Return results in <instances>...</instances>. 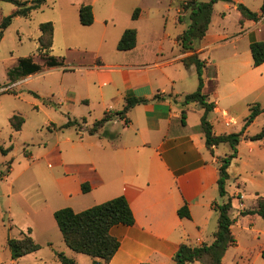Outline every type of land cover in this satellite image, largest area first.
<instances>
[{
	"label": "crops",
	"instance_id": "1",
	"mask_svg": "<svg viewBox=\"0 0 264 264\" xmlns=\"http://www.w3.org/2000/svg\"><path fill=\"white\" fill-rule=\"evenodd\" d=\"M156 1L121 0L126 2V16L131 10L139 9V17L134 21L136 23L150 20L152 15L159 13L155 9L158 6L154 4ZM183 1L176 7V24L183 23L188 17L181 6ZM97 2L101 3L102 19L96 12ZM116 2L94 0L92 3L78 4V13L81 5H92L95 19L86 31L96 34L100 43L109 31V23L115 25L117 22L120 10L116 8ZM262 3L253 11L260 12ZM240 4L252 11L246 0L218 2L214 5L209 29L202 40L194 43L195 52L183 51L178 41L186 29H178L172 35L165 32V27L163 34L158 35L155 32L157 30L151 28L141 35L142 25L127 22L119 29L118 35L121 38L126 29H135L137 44L130 51H121L125 58L122 63L106 64L96 54L91 65H79L77 69L66 64L62 66L65 72L77 71L84 81L83 96L77 99L82 100L86 108H91L92 101L96 100L98 113L93 114V109L87 110L86 115L80 118L86 119L85 125L81 129L70 127L77 130L78 138L68 136L61 142V145L66 146H56L45 152V158L51 161L48 163V172L42 173L39 164L34 167L32 175L41 177L37 181L41 191L39 196L27 198L24 196L25 187L17 185L19 178L29 172L31 165H26L18 173L16 168L9 167V178L3 176L9 182L8 186L1 183V187H5L2 197H6L8 203V207H1V231L5 228L3 212L9 216L11 214L12 219L13 200L16 199L25 209L27 218L21 235H25V230L42 248V244H52L50 239L42 241L37 237V228L41 234L55 230V225L58 227L54 219L57 210L69 207L81 212L124 196L129 202L135 223L111 228L110 234L119 241L120 246L114 257L104 264H174L173 257L182 244L198 247L213 242L219 218L216 206L230 199L233 207L231 231L236 244L225 253L223 264H227V257L233 248L240 249L238 235L233 231L235 226L240 225L242 230L256 233L254 243L261 241L264 230H257L255 224L257 219L262 218L257 214L242 215L246 210H254L258 198L264 197L256 192L247 207V195L241 189L244 180L254 176L233 175L230 172L231 162L227 195L221 197L219 168L227 155H220L218 148L228 144H221L209 151L200 128L204 110L194 103L184 107V97L195 92L198 87V76L196 67L187 69L183 59L196 53L206 66L204 92L208 95V102L215 105L209 120L216 135L240 132L250 107L259 104L264 108V63L254 67L250 49L253 42L264 41V17L259 21L241 22ZM219 5L221 7L216 11ZM230 12H233L232 27L227 25ZM98 82L102 87H109L107 90L100 87L97 96L93 85L96 87ZM155 95L162 98L137 105L123 118H115L97 133L89 134L88 129L106 113L121 111L128 97L153 98ZM69 101L73 103L75 99ZM184 109L185 124L182 122ZM243 116L246 117L239 129H231ZM105 130L117 137L109 139L101 136ZM245 134L246 131L237 153L241 143L248 140ZM257 142L264 143L249 139V145L252 146L250 152ZM243 164L248 166L245 162ZM257 170L255 174L261 173L262 168ZM231 179L235 181L232 190L228 185ZM39 180L44 182V188ZM83 186L87 187V191L83 190ZM184 206L189 209V219L181 218L178 214ZM244 219H247L250 228L244 226ZM11 230L1 235L0 264H15L19 260H5L4 253L7 251V241L11 238ZM263 249L264 244H254L243 251L247 254L253 250L261 256ZM236 258V254H232L230 264H239ZM187 264L204 263L196 261Z\"/></svg>",
	"mask_w": 264,
	"mask_h": 264
},
{
	"label": "rangeland",
	"instance_id": "2",
	"mask_svg": "<svg viewBox=\"0 0 264 264\" xmlns=\"http://www.w3.org/2000/svg\"><path fill=\"white\" fill-rule=\"evenodd\" d=\"M21 1L31 2L32 0ZM93 1L47 0L30 17H14L11 25L5 31L3 39L0 41V249L3 232L10 231L12 228L10 237L22 238L20 231L27 222L24 213L25 209L14 199L11 210L14 222L10 217L11 214L9 216V214L3 212L2 220L5 228L3 227L1 231V207H8L7 199L2 197V193L5 192V187L9 183L3 179V176L9 178V167L16 168L18 173L26 165H31L29 172L19 178L20 181L17 185L22 184L25 187L24 196L27 198L39 196L41 191L38 189L37 181L41 177L35 174L34 176L32 175L34 167L39 164L42 168V173L48 172V163H51V161L45 158V152L56 146H66L61 145V142L68 136L75 139L78 138L75 128L64 127L69 119H77L79 122L77 127L81 129L85 123L80 118L86 115L87 110L93 109V114L98 113V102L96 100L92 101L91 108H86L82 100L77 99L83 96L82 90L84 87V81H82L77 71L65 72L62 67L47 68L44 66L41 72L32 75L30 78L12 81L9 79L8 72L17 66L18 60L31 56L36 63L43 65L46 57L51 55L55 58L65 59L66 65L77 69L79 65H91L95 55L99 54L106 64H119L125 58L123 53L117 50V44L120 40L118 31L127 22L142 25L141 35L151 28L154 31L156 29L158 32H155L161 35L165 27L166 33L175 35L178 29H187L191 22L189 17L184 19L183 23L176 24L174 22L178 16L176 7L179 6L181 0L156 1L154 4H158V6L155 9L159 13L152 15L150 20H143L139 23L134 22L135 20L133 19V13L136 8L131 10L126 16V2L117 0L116 8L120 10L117 22L115 25L111 22L109 23V31L104 41L100 43L96 34L88 33L86 31L88 28L80 27L79 22V2L92 3ZM170 1L173 4L169 5ZM246 1L252 11L256 9L255 7L259 3H262V0ZM100 5L101 3H95L97 15L102 19L103 14ZM220 7L221 5L216 7V11ZM15 10L16 7L13 4L1 3L0 24L3 18L11 15ZM228 15L231 16L227 20V25L232 27L234 25L233 12L228 13ZM45 22H52L55 27L53 47L50 54L40 50L38 45V39L41 35L40 25ZM93 87L96 89L95 94L98 96V90L102 87L101 83L98 82L96 87L94 85ZM108 87L102 88L107 90ZM7 90L10 92H6ZM31 91L38 96L31 94ZM71 98L75 99L73 103L69 101ZM69 106L71 107L70 109L68 108ZM15 114L22 115L26 120L20 132L13 131L10 126L9 119ZM245 117L239 118L238 124H234L231 129H236L237 131ZM51 124L52 127H49ZM263 128L264 114L248 127L245 134V138L248 140L241 143L238 148L237 158L231 160L230 172L233 175H241L242 177L254 176V178H248L247 181L244 180L245 184L241 189L247 195V207L255 198L256 192L264 196V143L257 142L252 152H250L252 146L249 145V139L258 134ZM2 149L6 153H3ZM218 153L220 155L226 154L228 157L233 151L228 145H221L218 148ZM244 162L248 166H244ZM259 168H262V174H255ZM39 182L44 188V182L42 180H39ZM1 183L5 187H1ZM234 183V179H231L228 183L231 190L234 188ZM247 222V219H244V226L250 228ZM255 225L257 230H264L263 219H257ZM233 231L238 235L240 249L235 250L233 248L230 251L227 257V264L231 263L230 256L234 253L239 264H264L262 257L253 250L247 254H244L245 251H243L246 247L252 248L254 244L263 245L264 237H261V241L254 243L256 233L242 230L240 225L235 226ZM24 233L27 234L25 230ZM37 237L42 241L50 239L52 245L42 244V248L39 251L15 261V264H60L56 257L57 252L64 253L68 258L73 259L76 264H94L96 260L88 255L71 250L64 242L62 234L56 225L55 230L49 231L48 234L39 233L38 227ZM257 237L259 236L257 235ZM10 255L11 250L7 247V251L4 253L7 262L12 259V255L11 257Z\"/></svg>",
	"mask_w": 264,
	"mask_h": 264
},
{
	"label": "trees",
	"instance_id": "3",
	"mask_svg": "<svg viewBox=\"0 0 264 264\" xmlns=\"http://www.w3.org/2000/svg\"><path fill=\"white\" fill-rule=\"evenodd\" d=\"M6 2L13 4L16 10L9 16L2 19L0 24V41L4 37L6 29L11 25L14 17H30L35 10L40 9L47 0H0V4ZM218 2H232V0H185L181 4L185 13H188L190 19L189 27L178 37V41L183 51L195 52L194 43L200 41L206 35L213 14L214 5ZM242 15V21L253 20L259 21L264 17V0L260 12L251 11L243 4L238 6ZM139 9L133 13V19L139 17ZM93 7L90 4L81 5L79 8V22L82 26L88 27L94 23ZM55 27L52 22H45L40 25V37L38 39L39 49L45 53H51L53 47ZM137 31L135 29H126L117 45L118 51H130L136 47ZM253 57V66L258 67L264 63V41L253 42L250 46ZM184 66L188 69L195 66L198 76V87L195 92L184 97V107L189 104H197L199 108L204 110L201 118L200 128L205 135L206 147L212 151L213 147L221 144H228L233 153L222 160L219 168L218 187L221 197L227 195L226 185L229 180L228 168L231 160L237 156V147L240 144L245 131L255 121V119L264 112L259 104L250 107V113L245 120L242 130L238 133L216 135L213 132V126L209 120V114L214 110L215 105L208 102V95L204 92L205 80V62L202 61L196 53L183 59ZM65 65V60L55 58L48 55L45 63L40 65L34 59L23 57L18 60L15 68L8 72L9 79L18 81L30 75L40 72L43 67L54 68ZM6 92H10L7 90ZM31 94L38 96L35 92ZM162 98L155 95L153 98L128 97L124 108L119 112L106 113L105 116L93 123L89 128V134H95L102 129L105 124L111 122L115 118H123L132 108L137 105L147 104L154 100ZM186 110L182 111V122L185 124ZM84 123L85 118H82ZM25 118L22 115L15 114L10 117V126L15 132L21 131ZM79 126L78 120L69 119L64 125L65 128ZM101 136L109 139H115L117 135L107 130L101 133ZM253 141H264V128L251 138ZM3 153H6L2 149ZM83 190L87 191V187L83 186ZM232 203L229 199L227 202L217 205L216 209L219 213L218 229L214 234V240L211 244H204L198 247H192L182 244L173 257L174 264H187L200 261L204 264H223V257L227 250L236 244L231 227L233 219L231 217ZM178 214L181 218H190V212L187 206L182 207ZM259 215L264 220V197H259L257 207L254 210H246L242 215ZM54 219L62 234L66 245L76 253L88 255L94 259V264L108 263L119 249V241L110 234V230L115 225L131 226L135 223L134 215L129 202L124 196L113 198L104 203L95 205L81 212H75L73 209L66 207L57 210L54 213ZM7 245L11 250L13 260L20 259L26 255L37 252L41 246L35 242L30 234L23 235L22 238H9ZM61 264H76V262L68 258L64 253H56ZM264 260V249L261 252Z\"/></svg>",
	"mask_w": 264,
	"mask_h": 264
}]
</instances>
